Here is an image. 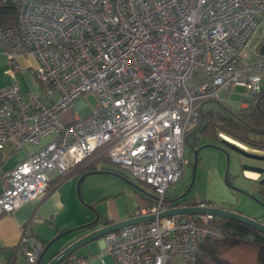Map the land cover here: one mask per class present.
<instances>
[{
  "label": "built area",
  "instance_id": "built-area-1",
  "mask_svg": "<svg viewBox=\"0 0 264 264\" xmlns=\"http://www.w3.org/2000/svg\"><path fill=\"white\" fill-rule=\"evenodd\" d=\"M13 4L15 22L0 28L12 78L0 87V166L7 145L35 149L0 174V215L45 192L55 172L106 159L152 188L153 200L133 216H155L105 233L103 250L116 264H169L176 255L196 264L203 240L225 236L211 224L215 216L158 213L171 206L165 189L183 174L185 131L197 122L200 103L223 100L222 93L241 85L246 107L261 91L264 0ZM21 56L35 60L25 90L16 80ZM88 93L96 97L89 113L64 119L74 102L86 104ZM20 243L33 264L41 243L26 234Z\"/></svg>",
  "mask_w": 264,
  "mask_h": 264
},
{
  "label": "crops",
  "instance_id": "crops-1",
  "mask_svg": "<svg viewBox=\"0 0 264 264\" xmlns=\"http://www.w3.org/2000/svg\"><path fill=\"white\" fill-rule=\"evenodd\" d=\"M2 61L4 63V56L0 53V62ZM19 64L22 66L23 70L16 73V80L21 88L25 90L28 88L31 80L28 68L30 65L35 64V60L33 58L21 56L19 57ZM2 74L4 75L0 77V87L9 84L12 80L5 72V68ZM240 107H243L242 101L238 108ZM20 149L12 150L9 145L5 147V150L9 154L0 166L1 175L6 170L12 168L16 162L26 158L29 153L34 151L35 146L27 145L23 147L22 151ZM240 151L245 153L242 150ZM13 155H15V157L10 160ZM96 161L90 163H94L93 169L103 168L105 166H99L97 163L95 164ZM87 165L89 164L78 167L65 175H60L58 172H55L45 192L39 194L32 200L23 202L11 212L0 215V264H29L23 253V245L20 243L22 234H26L38 240L41 243L42 249L51 238L60 232L80 226L92 220L95 217V211L100 214V219L95 226H100L107 222L118 221L133 216L136 210L153 200L152 192H148L146 189H144L145 192H142L131 185L128 189L132 194L130 197H127L125 195L126 189L123 188L125 183L118 178L119 181L110 180L108 183L101 186L97 185L95 187L97 191L94 193L90 192L89 189L91 187H85L80 192L79 188L77 190L76 186L77 196L84 202V204H82L75 195L74 184L76 178H79L84 171L92 170L84 169ZM245 170L247 169L244 168V174ZM86 177L87 175H85L80 182ZM2 188L3 181L1 178L0 192ZM164 196L165 199L171 198V196H166L165 193ZM184 202L187 201L184 200ZM257 214L258 215L252 217L264 221V219L259 218V215L262 216V214H264V209H260ZM82 231L86 230H75L55 239L48 248L42 262H46L54 256ZM69 257L71 258V264H81L77 261L78 258L85 259L87 261L86 264H116L114 258L103 250L102 238L93 240L80 247L58 264H66Z\"/></svg>",
  "mask_w": 264,
  "mask_h": 264
},
{
  "label": "rangeland",
  "instance_id": "rangeland-1",
  "mask_svg": "<svg viewBox=\"0 0 264 264\" xmlns=\"http://www.w3.org/2000/svg\"><path fill=\"white\" fill-rule=\"evenodd\" d=\"M5 66L6 60L4 58V63L3 61L0 62V77H3L4 75L2 73L3 69L6 68ZM246 93L247 91L244 86L236 85L233 89L230 90L228 94L222 93L221 99H223L222 101H225L231 108L237 109L241 102V95ZM84 101L86 102V104L79 108L76 107L78 100L74 102V105L70 107L69 110H66L64 112V119H70L72 117V114L74 115L75 112L80 116L88 114L91 105H94L96 103V97L92 93H88L86 94ZM189 125L191 124H188V126ZM216 142L217 143L210 142L209 140L203 141L202 138L198 140V145H201L203 143H214L217 145V147L203 146L198 150L194 182L190 189L187 191V193L183 196V198L186 199L187 202H204L206 204L214 203L215 205L235 210L246 215H258L257 213L260 211V209L264 208V206H262L258 202H264V193H261L259 191V189L262 188H260L257 181L259 180L261 182V178H264V170H262L261 173H258L259 175L257 178L247 177L244 174L243 170L244 168L247 169L246 166L248 165L264 169V160H261L264 158L259 159L256 156L247 155L237 149L235 145H231L230 147L229 145L221 142L220 137ZM239 147H242L245 150L248 149L244 145ZM20 150L22 151L23 148H21ZM193 151L194 150L192 149L190 142L186 141L183 147V174L178 180L174 181L166 187V196H171V198H173L174 196L182 193L188 187L193 173ZM226 151L228 153V160ZM15 155H13L10 160L13 159ZM245 155L250 157H247ZM96 163L99 166L105 165L117 168L116 165L112 164L108 160L99 159L95 162V164ZM226 166L227 179L230 184L243 191L233 189L227 184L224 179ZM120 170L134 182L139 184L143 189H146V191L148 192H152V188L150 185L147 184L144 186L141 182L134 180L128 171L123 169ZM77 180L78 177L76 178L74 185L76 193L75 195L78 198L76 190ZM110 180L119 181L117 176L112 175L110 173L92 172L87 175V177L82 182L79 183V191L81 192L82 189L85 187H91L89 190L90 192L94 193L97 191V188H95L97 185L101 186L103 184L108 183V181ZM123 183L125 182L123 181ZM129 186L130 185L127 183H125V186H123V188L126 189L125 195L127 197H130L132 194L131 191L128 189ZM78 200L82 204H84V202L81 201L79 198ZM259 218L264 219V214H262V216L259 215ZM169 264H184V262L182 261V258L180 256L176 255L171 258Z\"/></svg>",
  "mask_w": 264,
  "mask_h": 264
},
{
  "label": "trees",
  "instance_id": "trees-1",
  "mask_svg": "<svg viewBox=\"0 0 264 264\" xmlns=\"http://www.w3.org/2000/svg\"><path fill=\"white\" fill-rule=\"evenodd\" d=\"M14 22L13 0H0V28ZM198 112L197 122L185 131L184 143L189 141L193 150L199 146L200 138L217 143L221 132L233 138L227 137L237 146L264 151V84L246 107L233 109L225 101L209 99L200 103ZM93 164L84 169H93ZM103 168L122 172L115 167ZM261 181H257L262 188L259 191L264 193V178ZM211 224L225 230V236L220 240H203L199 244L196 264H264V232L226 217H214Z\"/></svg>",
  "mask_w": 264,
  "mask_h": 264
},
{
  "label": "water",
  "instance_id": "water-1",
  "mask_svg": "<svg viewBox=\"0 0 264 264\" xmlns=\"http://www.w3.org/2000/svg\"><path fill=\"white\" fill-rule=\"evenodd\" d=\"M259 52L262 55H264V41H262V43L260 44ZM225 144H227L231 147L230 143L229 144L225 143ZM203 146H216L217 147V145L214 143H203V144L194 148V151H193V173H192V178H191V181H190L188 187L179 195H176L170 199H165L166 201H168L170 203L171 206L166 208L165 210L160 211L158 213V216L162 217V216H167V215H172V214H181V213L210 214V215L215 216V217H222V218L226 217V218L238 220L240 222H243L247 225L252 226L253 228H256L257 230H259L261 232H264V221H261L259 219L252 217V216L243 214V213L235 211V210L224 208V207H221V206L215 205V204H209V203L206 204L204 202L198 203V202H184V201L181 202L180 201L178 203H173L174 201H178L181 198H183V196L187 193V191L193 185L194 178H195L196 163H197V153H198V150ZM247 151L252 152V153H256V154H264V151H259V150L247 149ZM226 153H227V151H226ZM226 155H227V160H228V153ZM261 160H264V159H261ZM246 168L249 170L256 171L258 173H261V171L264 170V169H261L260 167L250 166V165L246 166ZM92 172L111 173V174L117 176L118 178H120L125 183L131 185L132 187H134V188H136L142 192H145L144 189L139 184L134 182L132 179H130L123 172H120V171L114 170V169H108V168H98V169L95 168L92 170L84 171L79 176V178L77 180V190L79 188L80 180L85 175H88ZM224 179L231 188L243 191V190L236 188L235 186L231 185L230 182L228 181V179H227V166H226ZM261 183H262V181H261ZM258 202L262 206H264V202H262V201H258ZM154 216H155L154 213L145 214V215H138V216H130V217L122 219V220L107 222V223H104L103 225L95 226L96 223L100 219V214L97 211H95V217L92 220H90L87 223L82 224L80 226L70 228V229L65 230L63 232H60L59 234H57L56 236L51 238L43 246V248L41 249V251H40V253L36 259V261L33 264H58L65 257H67L68 255L73 253L75 250L79 249L80 247L88 244L89 242H91L93 240H97V239L101 238L105 233L117 230L121 227L130 225V224H135V223H138L140 221H144V220H147L150 218H154ZM82 229L86 230V231H82L80 234H78L73 240H71V242H69L64 248H62L60 251H58L54 256H52L46 262H42L48 248L50 247V245L53 243V241L55 239H57L58 237H60L64 234H67L69 232H72L75 230H82Z\"/></svg>",
  "mask_w": 264,
  "mask_h": 264
},
{
  "label": "bare ground",
  "instance_id": "bare-ground-1",
  "mask_svg": "<svg viewBox=\"0 0 264 264\" xmlns=\"http://www.w3.org/2000/svg\"><path fill=\"white\" fill-rule=\"evenodd\" d=\"M227 137H228V136H225V138H227ZM230 144H231L232 146L235 145V144H233V143H231V142H230ZM235 146L237 147V149L244 151L247 155H250V156H256V157H258V158H264V154H256V153L248 152L247 149L245 150V149H243L242 147H239V146H237V145H235ZM245 174H246V176H248V177H250V178H257L258 175H259L256 171H251V170H249V169L245 170Z\"/></svg>",
  "mask_w": 264,
  "mask_h": 264
},
{
  "label": "flooded vegetation",
  "instance_id": "flooded-vegetation-1",
  "mask_svg": "<svg viewBox=\"0 0 264 264\" xmlns=\"http://www.w3.org/2000/svg\"><path fill=\"white\" fill-rule=\"evenodd\" d=\"M184 200H186V199H184V198H181V199H180V200H178V201H179V202H180V201L182 202V201H184ZM262 209H264V208H262Z\"/></svg>",
  "mask_w": 264,
  "mask_h": 264
}]
</instances>
